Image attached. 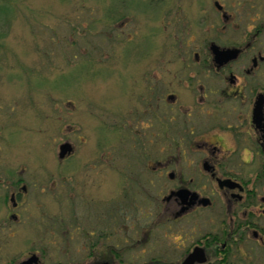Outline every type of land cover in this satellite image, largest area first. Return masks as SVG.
Segmentation results:
<instances>
[{
  "label": "flooded vegetation",
  "instance_id": "obj_1",
  "mask_svg": "<svg viewBox=\"0 0 264 264\" xmlns=\"http://www.w3.org/2000/svg\"><path fill=\"white\" fill-rule=\"evenodd\" d=\"M212 2L226 23L242 22ZM252 7L241 18V43L212 42L206 60L197 52L189 60L205 68L184 69L181 92L190 94L183 105L169 85L159 97L158 81L147 79L152 143L165 140V156L140 150L151 163L118 172L122 186L135 181L148 201L106 193L112 172L106 148L102 165L76 166L73 172L85 173L80 180L65 176L55 184L54 215L41 197L47 170H21L27 179L12 182L4 198L9 213L0 241L12 249L24 233L26 254L9 264H264V4ZM213 46L238 53L219 63ZM174 105L183 109L174 113ZM159 188L168 190L161 198Z\"/></svg>",
  "mask_w": 264,
  "mask_h": 264
},
{
  "label": "rangeland",
  "instance_id": "obj_2",
  "mask_svg": "<svg viewBox=\"0 0 264 264\" xmlns=\"http://www.w3.org/2000/svg\"><path fill=\"white\" fill-rule=\"evenodd\" d=\"M212 1L0 0L8 9L0 17V223L9 213L8 186L27 179L18 175L21 170H47L48 188L41 197L54 215L55 184L65 176L85 175L73 172L76 166L89 171L102 165L105 148L112 167L106 193L148 201L135 181L127 179L122 186L118 172L151 163L153 157L140 150L165 156L161 151L167 142L152 143V83L147 79L151 75L158 81L159 97L169 85L183 105L190 94L188 88L181 92L184 69L205 68L189 60L196 52L206 60L212 42L222 47L241 43L246 31L241 18L264 4L217 0L224 10L236 12L242 20L237 24L226 23ZM159 103L166 117L168 107ZM179 105L174 113L183 109ZM65 143L73 152L62 161ZM167 191L159 188L156 194L161 198ZM8 243L0 241L5 245L0 264L22 261L25 234L16 237L14 248Z\"/></svg>",
  "mask_w": 264,
  "mask_h": 264
},
{
  "label": "water",
  "instance_id": "obj_3",
  "mask_svg": "<svg viewBox=\"0 0 264 264\" xmlns=\"http://www.w3.org/2000/svg\"><path fill=\"white\" fill-rule=\"evenodd\" d=\"M213 51L215 54V58L219 63L235 58L238 53V50H234V49L221 50L218 46H213ZM72 151H73V147L70 143L62 144L60 147L59 157L65 158L66 155L70 154Z\"/></svg>",
  "mask_w": 264,
  "mask_h": 264
},
{
  "label": "trees",
  "instance_id": "obj_4",
  "mask_svg": "<svg viewBox=\"0 0 264 264\" xmlns=\"http://www.w3.org/2000/svg\"><path fill=\"white\" fill-rule=\"evenodd\" d=\"M6 7H7L6 4L0 5V17L2 15V13L4 14L5 12H8V9Z\"/></svg>",
  "mask_w": 264,
  "mask_h": 264
}]
</instances>
